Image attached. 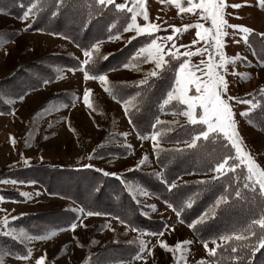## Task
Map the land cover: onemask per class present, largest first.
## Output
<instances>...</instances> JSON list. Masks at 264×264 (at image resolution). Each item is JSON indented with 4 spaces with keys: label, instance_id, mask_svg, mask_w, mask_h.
<instances>
[{
    "label": "rangeland",
    "instance_id": "374dc122",
    "mask_svg": "<svg viewBox=\"0 0 264 264\" xmlns=\"http://www.w3.org/2000/svg\"><path fill=\"white\" fill-rule=\"evenodd\" d=\"M115 2L131 6V0ZM227 2L244 4V0ZM147 7L152 20L160 17L161 21L167 22L162 24L158 33L161 37L171 34L172 30L168 28V24L179 27L186 23L200 22L206 27L210 25V21L201 19L199 15L180 13L175 4H161L160 0H148ZM226 11L229 24H240L254 29L251 43L255 46L248 43L249 39L245 43L241 33L225 38L228 40L226 53L229 56L239 54L241 57L228 66L229 94L251 99L253 103L259 105L256 97L260 93L257 90L264 85V67L259 63L262 58L260 53L264 54L262 51L264 37L259 35L264 32V8L258 5V0H247V4L240 9L229 8ZM32 19L33 17H30L27 21H21L16 16L0 12V82L15 77L21 69L30 73L20 74V82H30L36 77L50 81L47 85L41 83L31 90L27 89L29 91L23 101L18 99L16 91L8 89V84L4 86L0 84V181H9L0 183V196L6 198L0 202V210H7L9 217H19L15 221L10 219L8 227L14 228L16 232L23 231L31 237L17 240L0 235V261H3V264H35L36 259L46 252V264H85V258L89 254L93 264H144L140 260L132 259L139 250V240L142 239L149 247L155 245L147 264H185V261L186 264H197V261L201 260L216 264L215 255H209L208 249L204 247V241H207L209 249L216 250L217 244L221 245L224 242L220 241L219 237L199 238L196 230L189 228L187 223L177 217L173 208L168 206L169 203H166L164 198L166 184L159 161L161 152L157 156L152 150L153 141L150 134L153 131L151 124L154 123L155 117L158 116L165 122L176 120L179 121V125L186 124V118L181 115L185 106L172 101L164 106L163 110L160 109V115L157 116H154V107L148 111L140 107L136 109L138 115L132 114V123H129V116L125 114L122 104L117 102L119 99L113 100L98 80L84 81L83 72L69 71L78 67V58L84 59L82 49L90 43L87 45L74 43L61 35L30 28L25 31ZM137 23H143L142 17H137ZM100 31L101 29L97 30V33ZM231 31L229 29V32ZM120 35L121 38L118 40L101 39L100 41H103L101 54H113L122 50L129 44L127 40L134 32L122 31ZM193 36L194 29H189L179 36L177 44H189ZM237 40L240 43L234 42ZM143 45L144 41L140 40L135 48H128V59L125 63ZM58 55L68 56L74 62L77 61V64L73 61L69 63L73 66L59 64L56 69L53 68L54 79L43 76L44 66L41 68L36 64L47 56ZM200 59L199 55H195L191 58V63L198 64ZM54 60L60 63L58 58ZM175 62L170 61V66L165 67L164 74H162L164 69L160 70L159 77L168 79L169 88L175 76L171 78L170 75L177 69ZM139 67L140 71L120 67L104 72L107 73L109 87L119 94L121 89H125L124 85H131L128 82L142 79L155 65L152 62H141ZM233 72L251 73V76L238 78L232 75ZM22 86L23 84L19 83L17 88L22 90ZM85 86L93 90L90 99L96 108L95 112L90 111L82 99H76L75 107L71 106L74 97H82ZM249 92L253 93L252 97L246 96ZM165 94L164 91L161 96L164 98ZM131 97L132 95L129 98ZM129 98L127 100L130 107L132 98L130 100ZM63 104H69V107H60ZM45 106L55 107L57 110L36 117V113ZM248 107L249 105L234 103L236 119L239 121L240 134L244 138L246 150L264 168V132L255 122L249 124L239 115ZM13 109L15 115L11 114ZM61 117H69L72 128L77 131H71ZM145 120L147 123L143 122ZM49 123H52V127H49ZM179 125L165 124L163 127L173 130V127ZM160 128L161 125H157L156 130ZM171 130L164 134H170ZM124 133H127L126 137ZM10 137H15L17 141L15 146L10 142ZM126 144L131 145L132 149H127ZM159 146L165 149L187 145L159 142ZM93 149L97 150V158L89 160L88 156ZM145 153L148 154L150 163L136 169V163ZM21 154L25 158H31L29 165L23 163ZM233 154L235 155L234 151ZM89 163L95 167L82 168V165ZM96 168H103L119 175L104 176L97 172ZM156 173H160L161 176H157ZM52 175L54 177L51 178ZM215 175L213 172L211 175H188L181 179H203ZM12 180L17 183H11ZM30 181L35 183H29ZM90 186H94L92 191H89ZM97 187L101 190L98 198L95 197ZM37 190L41 195L33 196L32 199H26L21 195L22 192L34 193ZM81 194L84 195L82 198L79 197ZM92 197L99 200L100 207L97 206L96 210L87 207L91 204ZM76 207L107 215L87 217L84 220L87 227H78L74 232L61 231L67 229L68 223L79 215L74 211ZM4 215L5 212L0 211V217ZM116 217H120L125 223L121 224ZM106 221H111V229L103 227ZM165 225L168 226L167 230ZM132 228L137 231H132ZM3 230V226L0 225V231ZM161 231L164 232L163 237L151 235ZM53 232L55 235H52ZM41 236L45 239L38 238ZM158 239L165 240L169 245L185 240L192 243L187 246L182 261L180 251L173 257L172 252L159 246ZM29 249L32 251L29 261L17 259L18 256L26 255Z\"/></svg>",
    "mask_w": 264,
    "mask_h": 264
},
{
    "label": "snow or ice",
    "instance_id": "6c2138e0",
    "mask_svg": "<svg viewBox=\"0 0 264 264\" xmlns=\"http://www.w3.org/2000/svg\"><path fill=\"white\" fill-rule=\"evenodd\" d=\"M43 2L44 0H33L19 19L21 21H27L30 17L35 18L37 13L40 11ZM160 3L175 4V7L180 13H191L194 16L199 15L201 19L210 21V25L206 27L205 24L196 22L182 24L178 27L173 24H168V28L172 30L171 34L161 37L158 33L161 30L162 24L167 22L161 21L160 17H156L155 21L150 18L147 7L148 0H131V7H129L127 3H116L115 0H85V3L81 5V7H86L88 9V14L87 19H85L82 23V27L87 28L92 21L93 15L100 14L103 9L107 8L109 5H112L118 11L131 13L130 20L123 28V31L134 32V35L129 37L127 42L131 43L139 36H145L149 42L138 48L135 55L130 57L128 62L123 63L121 67L140 71L139 64L141 62H152L155 65V67L148 71L142 79L128 82L131 85L137 87H150V78L159 77L161 74L160 70L170 66V61H176L178 63L179 66L175 70L174 80L170 85L169 90L166 92L162 103L160 104V108L163 110V107L169 105L172 101H176L178 104L185 106L181 115L186 118V124L192 126V131L196 133L194 135L188 133L190 135V140L185 141L188 148L197 147V141H200L201 139L205 141L210 139H222V142H226V144H222V147L225 150L216 160L215 166L211 168V171L216 173V175L211 178L212 180H218L219 176H223L225 173H235L236 169L241 165L246 168L247 174L244 177L245 182L242 188L250 189L252 198L260 201L261 211L259 219L252 220L246 228L239 230V233L234 231L231 234L221 235L218 239L224 242L232 241L237 244V246L231 247V252L235 254L232 258L236 261L241 260L238 247L241 250H246L247 257L251 259L255 256V253L264 249V168H262L256 162L251 153L246 150L244 138L240 134L239 121L236 119L234 103L249 105L248 108L239 113V115L244 117L249 124H253V118L250 116L253 109L260 107L261 111L264 112V105L253 103L251 99L242 96L229 94L230 81L228 79V66L230 64H234L241 57L239 54L229 56L225 51L228 44V40L225 39L226 37L241 33L242 39L246 43L249 35L254 31V29L245 25L229 24L228 19L226 18L228 15L226 11L227 9H240L247 4V0H244V4H230L227 0H184V2H182V0H160ZM258 5L261 8H264V0H258ZM52 6L54 10L51 14L52 16H56L62 9L66 7H75L76 5L74 0H53ZM2 11H4V9H0V12ZM138 16L142 17V24L137 23ZM29 28H31V24L26 26L25 31ZM189 29H194V36L190 43L177 44L179 36L186 33ZM229 29L232 31L229 32ZM259 35L264 37V32L259 33ZM120 38L121 35L119 33L117 35H112L111 31H109L108 40H118ZM65 39H67V37H65ZM234 42L240 43L238 40ZM102 43L103 41L97 40L94 43L85 46L82 49L84 59L79 60L78 58V67L69 69V71L83 72L84 81H88L90 79L98 80L100 84L104 86V90L109 93L112 99L117 100V94L113 91L112 87H109L110 82L108 80L107 73H101L98 75L89 74L90 70L95 68L99 60H107L108 57L112 55L111 53L101 54L100 49ZM77 47L80 46L77 45ZM180 49H184V51H180ZM195 55H199L201 57L198 64L191 63V58ZM166 56L168 59H165ZM259 63L261 67H264V58H261ZM197 73H199V75ZM232 75L238 78H244L250 77L251 73L233 72ZM49 82L50 81L47 79L42 81L43 85H47ZM257 91L261 94V99H264V85H261ZM27 94V91L18 94V99L23 101L25 95ZM136 95L139 96L140 93L137 92ZM92 96L93 90L85 86L82 97H74L71 101V106L75 107L76 99H82L83 104L90 111L95 112L96 108L90 99ZM246 96L252 97L253 93L249 92ZM9 102L13 104L15 103L14 101ZM117 102L122 104L125 114L129 116V123H132V117L129 114V101L119 99ZM49 104H51V102H49ZM60 107L68 108L69 104H63ZM54 110L57 109L49 106L42 107L40 111L36 113V117L48 114ZM11 114L15 115L14 109ZM61 119L68 124L71 131H77L72 128L69 117H61ZM33 123H35V118ZM165 124L179 125V121L173 120L165 122L160 120L158 116L155 117L154 123L152 124L153 131L150 134V139L153 141L152 150L157 154V156L161 151H163V149L159 146L158 137L163 136L166 131L171 130L165 129L163 127ZM157 125H161L160 130H156ZM179 126L183 127V125ZM49 127H52V123H49ZM123 135L126 137L127 133H124ZM30 138L31 136H29V139ZM140 138L147 139L149 137ZM45 139H47V137H45ZM10 142L13 146H15L17 141L15 137H10ZM26 143H28L27 140ZM228 145L231 146L230 149L227 148ZM125 147L129 150L132 149V146L128 144H126ZM233 151L235 155L232 154ZM97 155V150L93 149V152L89 154L88 159L93 160L97 158ZM21 159L25 165H29L31 162V158H25L23 154H21ZM40 159L42 160L43 156H41ZM149 163V156L145 153V155L136 163L135 168L139 169L142 165H147ZM94 167L95 166L91 163L82 165V168L84 169H92ZM95 170L102 173L104 176L116 177L119 175L116 172L105 171L103 168H96ZM131 170L132 169H129V171ZM156 175L161 176L160 173H156ZM236 179L238 181L239 176H237ZM8 182V180L0 181V183ZM11 183L15 184L17 181L12 180ZM20 183H23V181H20ZM29 183H35V181H30ZM164 183L168 185L169 190L179 187L176 181L171 183L164 181ZM197 183L207 182L197 181ZM242 188L238 185L231 193L225 189L215 199L209 209L197 217V219L193 220L188 227L195 229L198 224H203L206 220L215 216L216 209L221 205L230 206V195H234V197L239 198L240 200L246 199V194L242 191ZM142 194L147 195V193ZM21 195L26 199H32L33 196L38 197L41 195V192L38 190L34 193L22 192ZM5 199L6 198L4 196H0V202L5 201ZM193 203L194 198L190 197L188 200L183 202L181 206H179V210L173 208V211L176 212L177 217H180L184 208H190ZM168 206L172 207L171 204H168ZM0 211L5 212V215L0 217V225H2L4 229L3 231H0V235L13 237L17 240L31 239V237H28L23 231L16 232L14 228L8 227L10 219L15 221L19 219V217H9V215H7V210ZM74 211L79 213V215L68 223L67 229H61V231L71 230L74 232L78 227H87V225L84 224V220L87 217L107 215L102 212L86 210L83 207H76ZM116 219L120 220L121 224L125 223V221L120 219V217H116ZM181 223H183V221H181ZM256 226H258V231L256 230ZM103 227L111 229V221H106ZM167 228L168 226L165 225L166 230ZM112 230L115 231L114 229ZM132 231H137V229L132 228ZM52 235H55V233L53 232ZM151 235L163 237L164 232L161 231L160 233H151ZM38 238L45 239L44 236ZM92 243H97V241H92ZM157 243L166 251L172 252L173 257H175L177 251H180L182 253L181 260L184 261L183 254L187 252V246L190 245L192 241L185 240L177 242L175 245H169L165 240L158 239ZM213 243H215V241H213ZM139 244V250L132 259L140 260L144 262V264H147L148 258L152 255V248L155 247V245L149 247V245L142 239L139 240ZM79 246L83 247V245ZM204 247L205 249H208L210 256H214L216 254V248L209 249L207 241H204ZM217 247H220V245L217 244ZM31 256L32 251L29 249L26 255L18 256L17 259L29 261ZM46 259L47 253L45 252L36 259L35 264H46ZM0 264H3V261H0ZM85 264H93L91 254L85 258ZM197 264H210V262L201 260L197 261Z\"/></svg>",
    "mask_w": 264,
    "mask_h": 264
},
{
    "label": "trees",
    "instance_id": "16d2710c",
    "mask_svg": "<svg viewBox=\"0 0 264 264\" xmlns=\"http://www.w3.org/2000/svg\"><path fill=\"white\" fill-rule=\"evenodd\" d=\"M31 2H33V0H0V9H4V11H2L4 13L19 18L23 15V12L27 10ZM74 3L76 5L75 7H66L62 9L58 15L52 16L51 13L54 10L52 6L53 0H44L40 11L35 18L32 19L30 29L61 35L72 40L74 43L80 42L81 44L87 45L97 40L108 38L109 31H111L112 35L122 33L123 28L131 17V13L118 11L112 5H109L107 8H104L100 14H94L88 27L83 28L82 23L87 19L88 14V9L86 7H81V5L85 3V0H74ZM99 29H101V31L97 33ZM248 39V43L255 47L254 44L251 43V34ZM140 40H143L144 44L149 42L145 36L137 37L125 48L110 55L107 60H99L95 68L90 70L89 74L98 75L109 70L120 68L128 59L127 49L130 47L135 48V46L140 43ZM262 51H264V49ZM260 55L264 58V54L260 53ZM56 58L60 60V63L54 60ZM71 61L74 62V60L68 56H47L36 65L41 68L44 66L43 76L54 79L55 73L53 68L56 69L59 64V66L71 65L69 64ZM77 61L74 63L77 64ZM176 65L178 68L179 65L177 62H175V66ZM165 71L166 69L164 68L162 74H164ZM29 73L30 72H24V70L21 69L15 77L4 80L0 82V84H3V86L8 84V89L16 91V94L23 93L22 91H29L27 89L30 88L31 90L35 88V86H39L43 80V77H36L30 82L19 81L20 74L28 75ZM174 75L175 71L170 77L172 78ZM167 81L168 79L164 80L163 78L157 77L149 79L150 87H137L129 84L124 85L123 87L125 89L120 90L119 94H117V99L127 100L132 95L131 105L129 107L130 112H132L130 115L134 113L138 115L136 109L140 107L147 111L150 110L151 107H154V116L160 115V104L163 99L161 93L164 91L166 93L169 90V83ZM19 83L23 84L22 90L17 88ZM137 92L140 93L139 96L136 95ZM131 98H129V100ZM256 100L259 102V105H264V99H261V94L256 97ZM250 116H252L253 122L264 132V112L261 111V108L257 107ZM143 122L147 123L146 120ZM182 125L183 127H173L170 134H164L159 137V142L176 144L189 141L190 135L188 133L193 135L196 133L192 131V126L187 124ZM222 144H226V142H222V139H210L208 141L201 139L197 141V147L195 148H188L185 146L181 148H165L161 151L159 161L161 162L164 181H168V183L176 181L179 185L178 188L169 190L166 184V193L164 194L165 200L172 205V208L179 210V206H181L183 202L190 197L194 198L192 206L190 208H184V211L181 212L179 217L188 225L209 209L215 199L225 189L231 193L238 185L242 188L245 182L244 177L246 175V169L243 165L238 167L235 173H225V175L219 176L218 180H212L211 178L213 176L203 179H181L188 175L206 176L213 174L211 168L215 166L216 160L225 150ZM230 147V145L227 146L228 149H230ZM237 176H239L238 181L236 179ZM52 177L54 176L52 175L51 178ZM197 181H206L207 183H197ZM93 188L94 186H90L89 191H92ZM97 189V196L95 197L98 198L100 197L98 195L101 190H99L98 187ZM85 190H87V188H85ZM242 191L246 194V199L240 200L234 197V195H230V206L221 205L216 209L215 216L206 220L203 224H198L196 226L194 230H196L199 238L216 239L221 235L231 234L234 231L239 233V230L246 228L252 220L259 219L261 211L260 201L252 198L250 189L242 188ZM83 196L84 195L81 194L79 197L82 198ZM91 200V204L87 205L88 208L96 210L97 206L100 207L98 199L92 197ZM80 201L83 200L80 199ZM256 230L258 231V226H256ZM234 246H237V244L228 241L221 244L220 247H217L215 254L216 264H264V249L255 253V256L249 259L246 250H241L238 247L241 260L236 261L232 258L235 254L231 252V247Z\"/></svg>",
    "mask_w": 264,
    "mask_h": 264
},
{
    "label": "crops",
    "instance_id": "0c3cea01",
    "mask_svg": "<svg viewBox=\"0 0 264 264\" xmlns=\"http://www.w3.org/2000/svg\"><path fill=\"white\" fill-rule=\"evenodd\" d=\"M129 7H131L130 5H128Z\"/></svg>",
    "mask_w": 264,
    "mask_h": 264
}]
</instances>
